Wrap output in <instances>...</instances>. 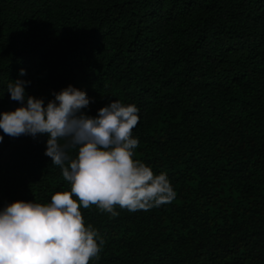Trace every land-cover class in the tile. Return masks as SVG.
<instances>
[{
    "label": "trees",
    "instance_id": "1",
    "mask_svg": "<svg viewBox=\"0 0 264 264\" xmlns=\"http://www.w3.org/2000/svg\"><path fill=\"white\" fill-rule=\"evenodd\" d=\"M16 79L45 103L83 90L90 116L135 104L134 159L176 192L116 217L81 207L104 240L89 264H264V0H0V113ZM0 136V210L70 190L46 135Z\"/></svg>",
    "mask_w": 264,
    "mask_h": 264
},
{
    "label": "clouds",
    "instance_id": "2",
    "mask_svg": "<svg viewBox=\"0 0 264 264\" xmlns=\"http://www.w3.org/2000/svg\"><path fill=\"white\" fill-rule=\"evenodd\" d=\"M13 81L7 91L20 105L0 113V129L11 137L46 135L44 154L70 190L52 193L49 203L13 201L0 210V264H89L99 258L104 240L85 224L81 207L116 217L117 208L149 211L176 198L165 173L134 159L135 104L111 100L90 116L82 111L89 105L83 90L68 85L45 103L26 96L29 81Z\"/></svg>",
    "mask_w": 264,
    "mask_h": 264
}]
</instances>
